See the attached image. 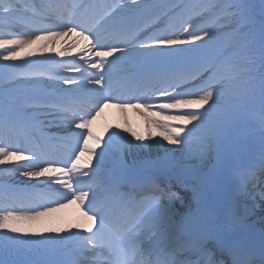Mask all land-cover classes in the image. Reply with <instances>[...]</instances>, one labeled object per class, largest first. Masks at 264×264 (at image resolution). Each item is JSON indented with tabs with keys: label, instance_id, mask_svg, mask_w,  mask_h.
<instances>
[{
	"label": "snow or ice",
	"instance_id": "1",
	"mask_svg": "<svg viewBox=\"0 0 264 264\" xmlns=\"http://www.w3.org/2000/svg\"><path fill=\"white\" fill-rule=\"evenodd\" d=\"M0 49V264H264V0H0Z\"/></svg>",
	"mask_w": 264,
	"mask_h": 264
},
{
	"label": "bare ground",
	"instance_id": "2",
	"mask_svg": "<svg viewBox=\"0 0 264 264\" xmlns=\"http://www.w3.org/2000/svg\"><path fill=\"white\" fill-rule=\"evenodd\" d=\"M16 38H22V37H16ZM0 51H2V49H0ZM43 55L54 56L55 54L54 53H44ZM57 59H60V58L57 57ZM126 117L133 124L134 127H137L138 130L143 132L142 121L139 119V117L136 116V114L129 112L126 114ZM101 118H103L105 122H102L101 120H99L97 122V125L95 126L96 130L98 129V127L100 130H102L104 123L105 124L106 123L111 124V125L115 126L116 124L123 125V121H124V116H121V114H119L114 109H106L104 116ZM8 163H9V165L16 164V163H10V162H8ZM0 167H3V166H0ZM74 212H75L74 208H69V209L65 210L64 215L67 218L71 219L74 216Z\"/></svg>",
	"mask_w": 264,
	"mask_h": 264
},
{
	"label": "rangeland",
	"instance_id": "3",
	"mask_svg": "<svg viewBox=\"0 0 264 264\" xmlns=\"http://www.w3.org/2000/svg\"><path fill=\"white\" fill-rule=\"evenodd\" d=\"M258 133H257V136H256V141H255V143H254V148L255 149H258V147H259V142H258ZM240 163H245V162H247V156L246 155H243L242 157H241V160L239 161Z\"/></svg>",
	"mask_w": 264,
	"mask_h": 264
}]
</instances>
